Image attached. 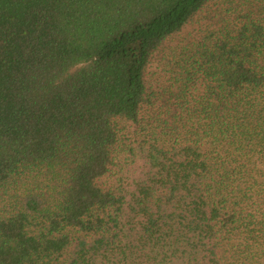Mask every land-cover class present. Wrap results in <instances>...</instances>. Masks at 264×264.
Returning a JSON list of instances; mask_svg holds the SVG:
<instances>
[{"label": "trees", "instance_id": "obj_1", "mask_svg": "<svg viewBox=\"0 0 264 264\" xmlns=\"http://www.w3.org/2000/svg\"><path fill=\"white\" fill-rule=\"evenodd\" d=\"M0 264H264V0H0Z\"/></svg>", "mask_w": 264, "mask_h": 264}]
</instances>
